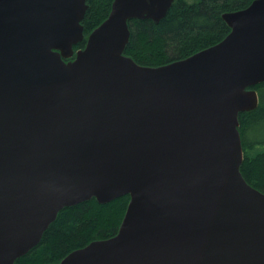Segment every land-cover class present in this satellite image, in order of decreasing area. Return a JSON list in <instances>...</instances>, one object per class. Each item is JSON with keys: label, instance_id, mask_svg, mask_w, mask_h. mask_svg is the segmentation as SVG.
Segmentation results:
<instances>
[{"label": "water", "instance_id": "obj_1", "mask_svg": "<svg viewBox=\"0 0 264 264\" xmlns=\"http://www.w3.org/2000/svg\"><path fill=\"white\" fill-rule=\"evenodd\" d=\"M174 0H0V264L66 206L129 194L120 228L60 264H264V192L241 171L239 114L264 81V0L221 41L160 66L125 54L129 20Z\"/></svg>", "mask_w": 264, "mask_h": 264}, {"label": "trees", "instance_id": "obj_2", "mask_svg": "<svg viewBox=\"0 0 264 264\" xmlns=\"http://www.w3.org/2000/svg\"><path fill=\"white\" fill-rule=\"evenodd\" d=\"M114 0H87L83 24L84 47L93 29L110 14ZM253 0H174L160 22L153 19L129 20L131 35L125 54L146 66H160L221 41L231 31L223 18L226 11L245 8ZM259 92L257 108L239 114V130L244 148L241 171L247 181L264 192V81L254 85ZM130 195L107 203L95 197L66 206L44 231L40 242L16 260V264H60L71 251L93 240L117 234L125 216Z\"/></svg>", "mask_w": 264, "mask_h": 264}, {"label": "rangeland", "instance_id": "obj_3", "mask_svg": "<svg viewBox=\"0 0 264 264\" xmlns=\"http://www.w3.org/2000/svg\"><path fill=\"white\" fill-rule=\"evenodd\" d=\"M189 2H194V1H197V0H188Z\"/></svg>", "mask_w": 264, "mask_h": 264}]
</instances>
